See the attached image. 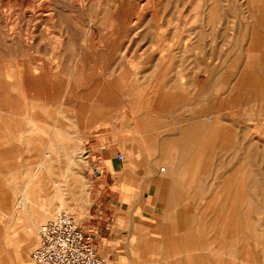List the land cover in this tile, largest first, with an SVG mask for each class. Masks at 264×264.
<instances>
[{"label": "rangeland", "instance_id": "obj_1", "mask_svg": "<svg viewBox=\"0 0 264 264\" xmlns=\"http://www.w3.org/2000/svg\"><path fill=\"white\" fill-rule=\"evenodd\" d=\"M0 130L7 197L49 172L34 232L0 208V264H33L59 213L105 264H170L157 253L186 225L179 264H264V0H0ZM92 143L133 174L129 196L93 197Z\"/></svg>", "mask_w": 264, "mask_h": 264}, {"label": "crops", "instance_id": "obj_2", "mask_svg": "<svg viewBox=\"0 0 264 264\" xmlns=\"http://www.w3.org/2000/svg\"><path fill=\"white\" fill-rule=\"evenodd\" d=\"M204 122L207 124L209 121H208V119H206V120H204ZM0 138H2L1 130H0ZM7 145L8 144H3L0 141V167L1 168L4 167L5 160L11 155L10 150H12V147L10 144L8 146ZM91 146L92 147L90 148V150H88V152L95 151L96 149L100 150V153H99L100 155L97 158L101 159L100 160V163H102V167H101L102 173L101 174L103 176V179L97 178L99 180V182H101L100 189L98 192H94L95 195L93 197H111L112 194L108 192V190H110L109 185L111 186V188L113 186L118 187V185H119L121 195L129 196V194L125 193V191H124V184H125V182H127V180L131 179V176L133 174L126 172V170H125L126 168H123V166L118 167L117 165H115V164H117L116 162L118 160L116 159V156L114 154H111L112 149H110L109 147H107V148L99 147L97 145V143H92ZM2 148H7V149H2ZM95 156H96V154L93 155V157H95ZM43 165H44V163L42 164V167H43ZM46 166H49V165H46ZM33 169H34V167H33ZM156 173H158V178H160L162 181V179L168 178L170 176L171 172H170V169H165V168L163 169V167H160V168H158V170H156ZM114 176L118 177V183L117 184L115 182ZM31 177H32V180L23 185V187L19 191L18 197H16V199L14 201H12V199L10 197H7V190L5 188V184L3 181H0V208L1 209L6 208L10 211V214L7 215V217L9 219H11V218H14V219L18 218L19 219V217H22L21 214H23L24 212H28L29 225H30V228H32L33 232H34L35 228L36 227L38 228V222L35 218L36 214L32 210V202L29 201L28 195H30L32 191H35L37 189H40L43 192L44 186L42 183H43L44 178H46V180H48V177H49L48 168H45V169L40 168V174L34 180H33L34 173L32 171ZM157 184H154V186H157ZM158 186H160V184H158ZM90 191H92V190H90ZM126 196L122 197V201H121L122 203L128 202L129 198ZM4 197H6V198H4ZM20 197H22L26 200L27 204L25 206H23L22 203L17 204V201ZM60 197H65L64 190H62ZM87 197H88L87 191H86V189H84V190L79 192V195H78V198H76V201H82L84 203L85 202L87 203L88 202ZM3 199H6V200H3ZM88 203H90V200ZM39 207H40V205H39ZM64 209H65V204H64V199H62L61 204H59L58 207H56L54 209L50 208L48 210V213L51 214L52 216H54V214L56 212L63 211ZM203 213H205V211H203ZM185 217L188 218V215ZM189 224H191V223H189ZM189 226L190 225H188V228H190ZM175 229H177V230H174V232L175 231L179 232L177 227H175ZM181 229H182V231L179 232L180 237H176L175 239L169 240V245H168L167 249L164 250L165 253H162V254L157 253L158 256H160L161 258L164 257L165 260H168V259L171 260L172 259L173 262L170 264H179L176 259L175 260L173 259V257H177L180 253L185 251L187 248L189 249L188 244L193 245L192 241L189 237V235L193 234V231L187 230V225L182 227ZM202 244H203V242H202ZM160 261H161V259H160Z\"/></svg>", "mask_w": 264, "mask_h": 264}, {"label": "built area", "instance_id": "obj_3", "mask_svg": "<svg viewBox=\"0 0 264 264\" xmlns=\"http://www.w3.org/2000/svg\"><path fill=\"white\" fill-rule=\"evenodd\" d=\"M29 260L33 264H105L90 237L64 213L39 227L37 243Z\"/></svg>", "mask_w": 264, "mask_h": 264}, {"label": "bare ground", "instance_id": "obj_4", "mask_svg": "<svg viewBox=\"0 0 264 264\" xmlns=\"http://www.w3.org/2000/svg\"><path fill=\"white\" fill-rule=\"evenodd\" d=\"M43 154V153H42ZM56 154L55 153H46L45 155H44V158H43V160H44V165L46 166V165H49V167H53V165L56 163ZM42 165V164H41ZM40 165V166H41ZM39 168V167H38ZM69 173L68 174H70L69 176H71L72 174H73V171L70 169L69 171H68ZM226 194V193H225ZM22 204H23V206H25L26 204H27V202H26V200L23 198V202H21ZM240 204V203H239ZM233 205V204H232ZM235 207V206H234ZM65 214V213H64ZM68 215V214H67ZM72 218V217H71ZM18 263H20L19 262V259H18V261H17ZM32 263V262H31Z\"/></svg>", "mask_w": 264, "mask_h": 264}]
</instances>
